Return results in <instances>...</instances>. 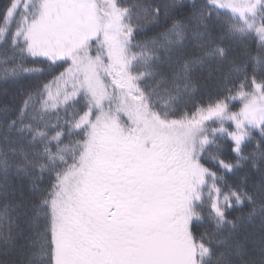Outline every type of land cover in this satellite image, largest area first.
Masks as SVG:
<instances>
[{"label":"snow or ice","instance_id":"1","mask_svg":"<svg viewBox=\"0 0 264 264\" xmlns=\"http://www.w3.org/2000/svg\"><path fill=\"white\" fill-rule=\"evenodd\" d=\"M0 82V264H264V0H6Z\"/></svg>","mask_w":264,"mask_h":264},{"label":"trees","instance_id":"2","mask_svg":"<svg viewBox=\"0 0 264 264\" xmlns=\"http://www.w3.org/2000/svg\"><path fill=\"white\" fill-rule=\"evenodd\" d=\"M189 2H190V0H189ZM5 3H6V0H0V8H2ZM159 31H162V29H152L151 31H148L146 33H142L141 36L137 37V39H144V38H148V37H153ZM39 66L40 67H47V65H39ZM49 79H50V77H49ZM14 90H15L14 85H12L11 83L5 84L3 82H0V105L8 102L12 98V94H13ZM6 92H7V95H5ZM198 97H199V93L197 94V98ZM236 107L238 108L239 105L237 104ZM233 110H235V109H233ZM0 179H2V177H0ZM229 179L231 180L232 177H229ZM10 182L16 183L17 186H19V182L16 180L15 177L10 176ZM241 211L246 212L247 209H241L238 207L235 211L230 212V215L228 218L231 220L235 217L240 216ZM209 227H210V225L206 221L202 225H200L199 230L205 231V230L209 229ZM15 258H16V256L12 252H9V254L7 256H5L3 245H2V243H0V260L15 259Z\"/></svg>","mask_w":264,"mask_h":264}]
</instances>
